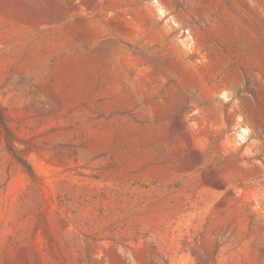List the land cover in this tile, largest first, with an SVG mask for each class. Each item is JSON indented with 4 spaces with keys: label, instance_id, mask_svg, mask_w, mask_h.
Listing matches in <instances>:
<instances>
[{
    "label": "rangeland",
    "instance_id": "obj_1",
    "mask_svg": "<svg viewBox=\"0 0 264 264\" xmlns=\"http://www.w3.org/2000/svg\"><path fill=\"white\" fill-rule=\"evenodd\" d=\"M0 264H264V0H0Z\"/></svg>",
    "mask_w": 264,
    "mask_h": 264
},
{
    "label": "trees",
    "instance_id": "obj_2",
    "mask_svg": "<svg viewBox=\"0 0 264 264\" xmlns=\"http://www.w3.org/2000/svg\"><path fill=\"white\" fill-rule=\"evenodd\" d=\"M1 121V120H0ZM1 123V122H0Z\"/></svg>",
    "mask_w": 264,
    "mask_h": 264
}]
</instances>
